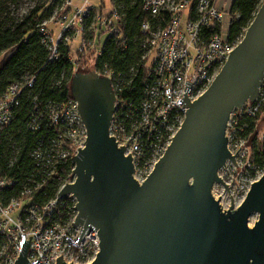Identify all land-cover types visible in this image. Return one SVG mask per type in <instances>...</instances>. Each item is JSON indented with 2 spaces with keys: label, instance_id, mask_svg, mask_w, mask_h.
I'll list each match as a JSON object with an SVG mask.
<instances>
[{
  "label": "built area",
  "instance_id": "built-area-1",
  "mask_svg": "<svg viewBox=\"0 0 264 264\" xmlns=\"http://www.w3.org/2000/svg\"><path fill=\"white\" fill-rule=\"evenodd\" d=\"M222 2L142 0V10L148 18L141 22V60L146 61L147 68L136 92L129 94L133 67L129 74L116 72L107 64L92 67L98 74L109 76L115 100L108 132L118 146L125 145V154L130 152L132 175L139 183L180 126L186 98L192 101L206 89L243 35L242 32L229 37L231 2L227 8ZM65 8L69 13L61 14L56 33L45 21L39 24L41 42L50 58H56L60 44H65L72 60L79 54L96 59L102 52L97 48V34L122 29V13L112 0H61L60 9ZM33 81V76H25L0 93V135L12 119L24 87ZM263 104L264 74L255 98L235 106L226 122L227 148L235 161L228 158L218 170L228 188L216 182L211 189L215 198L219 195L223 211L227 208L217 184L243 199L251 182L264 172V166H258L250 157L247 122L242 120L254 116ZM41 116L43 129L35 117L27 124L33 134L27 150L31 166L17 173L20 146L11 137L7 138L11 147L0 157V264L14 263L24 239H30L26 253L30 264H55L60 255L64 262L86 264L99 250L97 230L89 227L78 242L81 224L73 222L76 198L72 193L58 195L61 187L74 179L72 156L78 146L85 145L86 127L72 96L61 101L48 100ZM66 164L69 174L62 177L58 169ZM224 170L232 172L229 180L224 177ZM56 180L59 186L55 195L46 197L48 186Z\"/></svg>",
  "mask_w": 264,
  "mask_h": 264
},
{
  "label": "water",
  "instance_id": "water-1",
  "mask_svg": "<svg viewBox=\"0 0 264 264\" xmlns=\"http://www.w3.org/2000/svg\"><path fill=\"white\" fill-rule=\"evenodd\" d=\"M264 74V0L239 42L195 99L163 154L139 183L130 152L108 127L114 110L109 76L73 70L70 93L86 127L85 145L72 156V193L81 224L97 230L99 250L86 264H264V172L242 199L223 211L211 192L229 158L226 122L231 110L253 100ZM258 212L252 225L249 217ZM31 235H29L30 238ZM24 239L13 264H30ZM55 264L64 262L61 255Z\"/></svg>",
  "mask_w": 264,
  "mask_h": 264
},
{
  "label": "trees",
  "instance_id": "trees-1",
  "mask_svg": "<svg viewBox=\"0 0 264 264\" xmlns=\"http://www.w3.org/2000/svg\"><path fill=\"white\" fill-rule=\"evenodd\" d=\"M18 0H0V93L13 81L23 80L25 76H33L31 86L24 87L20 101L15 106L12 119L4 125L0 135V157L5 149L11 147L7 138L11 137L20 146L17 173L31 166L27 150L33 142V134L28 128V121L35 117L41 128L48 100L61 101L71 97L70 79L75 63L82 61L84 54L71 59L69 46L60 44L59 55L50 58L48 49L40 38L39 24L51 13L53 4L44 7V3L34 5L19 18L7 16V6ZM262 0H232L230 4L229 37L244 32ZM122 13V29L108 34L102 52L94 60V67L104 64L116 72L129 74L131 67L135 69L129 94L141 87L142 78L147 68L146 61L141 60L142 48L141 22L148 18L142 10V0H112ZM58 13H69V9ZM239 14V16H236ZM89 22V20L87 21ZM47 24V23H46ZM264 112V104L252 117L242 119L247 122L245 132L250 144V157L254 163L264 165V138L258 139L256 125ZM39 132V131H38ZM58 174L66 177L69 168L59 167ZM56 183V184H53ZM48 186L46 197L55 195L59 183L57 180ZM33 200V199H32Z\"/></svg>",
  "mask_w": 264,
  "mask_h": 264
},
{
  "label": "rangeland",
  "instance_id": "rangeland-1",
  "mask_svg": "<svg viewBox=\"0 0 264 264\" xmlns=\"http://www.w3.org/2000/svg\"><path fill=\"white\" fill-rule=\"evenodd\" d=\"M77 1V0H75ZM91 2H98L99 0H90ZM231 0H223V7L227 8L230 4ZM44 3V7H47L49 4H53L51 13L43 18V21H45L51 29L54 30V32H57V29L59 27V22L61 19V14L58 13L60 9L61 0H18L15 3H9L7 6V16L11 18H19L22 15L26 14L31 7L34 5L42 4ZM73 11V10H72ZM71 13V12H70ZM97 48L102 49L103 44L105 42V39L108 36L107 31H101L97 34ZM99 38V41H98ZM94 50L92 49V52ZM82 61H79L75 63L74 69H80V70H88L94 67V60L95 58L92 55H83ZM76 59V58H75ZM256 132H257V138L263 139L264 138V112L260 116V120L258 121L256 125ZM249 143V141H248ZM250 145V144H249ZM264 166V165H263ZM262 166V167H263ZM226 171V173H225ZM225 173L224 177L229 180L231 178L232 172L229 170H224ZM233 176V174H232ZM217 191L222 193L223 198V205L225 208L229 209L231 206V203L234 204V207H236L241 201L242 197L237 195L236 193L231 192L230 190H224L220 184L216 185ZM258 212H252V214L249 217V224L252 225L253 222L257 219Z\"/></svg>",
  "mask_w": 264,
  "mask_h": 264
}]
</instances>
